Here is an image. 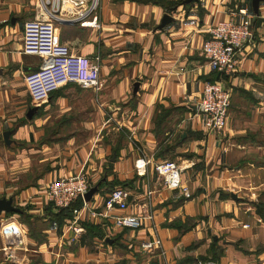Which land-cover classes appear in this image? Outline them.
Masks as SVG:
<instances>
[{"label":"crops","instance_id":"obj_1","mask_svg":"<svg viewBox=\"0 0 264 264\" xmlns=\"http://www.w3.org/2000/svg\"><path fill=\"white\" fill-rule=\"evenodd\" d=\"M159 1L101 0V30L58 26L60 43L100 58L99 85L71 82L36 101L25 78L40 59L24 51L36 0H0V199L20 209L0 211V264H264V4L256 16L252 0ZM241 11L253 43L219 78L231 106L226 130L211 131L197 106L219 79L201 50L211 24L240 22ZM164 161L179 166L189 198L155 172ZM78 174L93 210L123 188L129 208L110 215L151 219L132 229L87 216L81 234L69 231L74 215L46 190ZM9 223L21 245L2 236ZM155 238L162 248L145 250Z\"/></svg>","mask_w":264,"mask_h":264},{"label":"built area","instance_id":"obj_2","mask_svg":"<svg viewBox=\"0 0 264 264\" xmlns=\"http://www.w3.org/2000/svg\"><path fill=\"white\" fill-rule=\"evenodd\" d=\"M101 0H36V15L33 21L24 25V51L40 59L38 70L25 78L33 100L48 99L50 94L62 85L76 83L83 88H96L100 81V58L82 57L68 45L57 39V27L69 24L83 29L99 31L101 24ZM241 20L221 21L211 24L207 29L209 38L202 46V54L208 62L210 70L221 77L235 75L240 67V55L253 43V16L241 11ZM231 106V91L221 82H207L197 111L206 116L211 131L224 132L227 127ZM149 162L142 161L136 165L137 171L145 175ZM155 172L163 178L169 189H181L186 197H190L188 188L181 181V170L173 161L154 164ZM88 178L84 174L61 178L52 182L46 197L59 210L73 206L82 200L80 208L73 209L74 219L68 230L76 235L82 233L80 224L86 220L112 218L118 228L139 229L150 217L110 214L114 211L125 212L129 208V193L123 188L112 191L105 202L103 212L93 210L86 196L90 192ZM2 236L15 245L22 244L23 232L14 223L5 225ZM10 245H8L9 247ZM147 251L162 248V241L155 238L143 244ZM159 264H169L161 262Z\"/></svg>","mask_w":264,"mask_h":264},{"label":"water","instance_id":"obj_3","mask_svg":"<svg viewBox=\"0 0 264 264\" xmlns=\"http://www.w3.org/2000/svg\"><path fill=\"white\" fill-rule=\"evenodd\" d=\"M264 4V0H252V9L253 12L256 16H259L260 14V6ZM220 78V75H218V79ZM92 196V192L88 193L86 196V201H90ZM235 198V197H234ZM0 211H5L6 213H19L20 209L16 208L13 206V201L12 200H6V199H0Z\"/></svg>","mask_w":264,"mask_h":264},{"label":"trees","instance_id":"obj_4","mask_svg":"<svg viewBox=\"0 0 264 264\" xmlns=\"http://www.w3.org/2000/svg\"><path fill=\"white\" fill-rule=\"evenodd\" d=\"M150 1H152V2H157V3L160 2L159 0H146V2H150ZM37 70H38V68L35 69L34 71H37ZM82 205H83V201H82V200H79V201H77L73 206H71L70 208L63 209V211H69V212H71V214H73V209H74V208H80ZM53 206H54V205H53ZM85 226H86V227H89V225H86V224H85Z\"/></svg>","mask_w":264,"mask_h":264}]
</instances>
